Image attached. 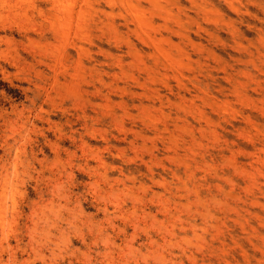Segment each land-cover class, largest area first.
<instances>
[{"label":"rangeland","instance_id":"1","mask_svg":"<svg viewBox=\"0 0 264 264\" xmlns=\"http://www.w3.org/2000/svg\"><path fill=\"white\" fill-rule=\"evenodd\" d=\"M0 264H264V0H0Z\"/></svg>","mask_w":264,"mask_h":264}]
</instances>
